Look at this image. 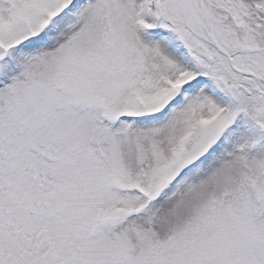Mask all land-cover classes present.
Listing matches in <instances>:
<instances>
[{
	"label": "snow or ice",
	"instance_id": "snow-or-ice-1",
	"mask_svg": "<svg viewBox=\"0 0 264 264\" xmlns=\"http://www.w3.org/2000/svg\"><path fill=\"white\" fill-rule=\"evenodd\" d=\"M0 264H264V0H0Z\"/></svg>",
	"mask_w": 264,
	"mask_h": 264
}]
</instances>
